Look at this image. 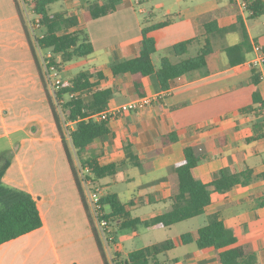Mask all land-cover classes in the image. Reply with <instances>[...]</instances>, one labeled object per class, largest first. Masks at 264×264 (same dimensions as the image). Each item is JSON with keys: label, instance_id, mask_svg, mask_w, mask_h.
<instances>
[{"label": "crops", "instance_id": "crops-1", "mask_svg": "<svg viewBox=\"0 0 264 264\" xmlns=\"http://www.w3.org/2000/svg\"><path fill=\"white\" fill-rule=\"evenodd\" d=\"M60 1H67L66 7L55 10L51 8L52 11L62 10L68 12L69 15H77L80 24L76 29H84L93 43L94 52L89 55V58L94 64L84 70L103 69L110 76L112 63L138 55L143 17L150 19L149 24L170 20L168 25L150 32V35L157 39L158 51L155 55H158V61L163 56L161 51H166L168 54L172 45L196 37L198 33L196 18L208 12L219 10V20L222 25L233 23L235 13L239 12L249 32L252 51L247 54L245 62L227 66V55L222 52L221 61L225 67L221 70L211 74L205 69L187 73L173 80L170 87L166 89L167 93L161 90L155 78L146 77V96L153 98L152 103L136 111L122 113L110 120L111 133L98 160L103 164L122 161L126 154L125 145L131 139L132 150L142 160V165L129 164L117 175L101 179L98 185L101 184L102 187L111 184L120 186V192H110L117 193L120 199L124 195L126 200L121 199V201L127 204L131 217L147 220L172 207L171 175L175 165L184 159V144H190L198 152L208 154L207 159L193 168L194 175L203 182H211L215 174L223 167H233L238 170L253 168L257 172L264 173V111H254L259 106L254 103L255 91H258L259 97L264 101V69L253 68L249 63L257 55L255 45H260L264 51V15L250 18L251 12L241 6V0H173L169 4L165 0H158L152 7L144 6L143 0H121L117 3V9L113 13L86 19L84 13L89 4L94 1L103 4L105 0ZM161 9L165 10V14L160 18L158 13ZM240 40L239 32H230L223 41L219 42V46L235 45ZM97 61H101V64L96 63ZM254 69L261 72V80L258 84L252 80ZM41 70L44 73L45 69L42 66ZM31 86L35 88L38 86L49 104L15 0H0V126L5 130L0 135H6L11 147L16 148L12 164L3 181L5 184L33 194L37 198L44 221L42 227L1 244L0 249L34 234L39 239L37 241L39 245L47 244L54 253L53 264H74V261H69L65 256L63 258L60 255L55 237L58 238L60 229L68 230L70 227L68 215L72 212V195L65 197L67 191L64 192V188H68L70 193L73 191L77 194L76 189L79 194L80 192L54 117L51 121L52 131L49 134L45 132L46 129L41 130L40 134H36L38 130L35 129L31 134L24 129V124L16 122L9 116L15 97L12 95V89H21L22 94L30 99L29 88ZM110 86H116L119 89L111 99L109 108L135 99V88L129 75L111 77L102 84V87ZM248 106H253L254 109L241 111ZM20 131L25 133L20 138L21 145L14 144L15 141L11 137ZM170 131H176L180 135V140L165 146L160 154L147 156L146 153L154 151L158 146V137ZM93 148L96 151L98 145L93 144ZM63 150L64 153H62ZM95 151L93 150L86 156L94 155ZM48 152L53 154L52 163L57 168V165L63 168V163L68 164L70 175L66 169H63L62 178H52L49 181L43 179V188L38 189L32 183L30 176L36 164L44 166L52 160L47 158ZM16 169L20 173L13 176L12 171ZM104 179L109 182L104 183ZM263 201V178H258L250 184H237L232 194L212 192L211 204L204 214L199 215L203 216L202 224L186 232L195 233L207 223L209 215L216 213L234 231L237 237L236 244L251 243L257 252L259 263L264 264ZM159 203L165 205V211L160 214L149 217L133 214L136 209ZM73 204L75 213L79 212L80 215L76 201ZM84 210L86 212L85 206ZM52 211L56 213L50 215ZM111 227L117 234L119 226L115 223ZM129 229L131 236H139L138 228ZM183 233L180 234L178 240H173L175 242L173 249L160 255L163 264H222L218 256L219 251L215 248H199L196 242L182 244L180 238ZM44 239L49 240L45 242ZM118 243L120 244L119 238ZM121 248L120 252L124 255L133 251L125 252L122 243ZM177 249L180 253L174 255L173 251ZM97 252H99L98 256L94 254L89 264H104L99 248ZM79 263L75 262V264Z\"/></svg>", "mask_w": 264, "mask_h": 264}, {"label": "trees", "instance_id": "trees-1", "mask_svg": "<svg viewBox=\"0 0 264 264\" xmlns=\"http://www.w3.org/2000/svg\"><path fill=\"white\" fill-rule=\"evenodd\" d=\"M57 1L60 0H36V10L43 15L42 22L44 25V37L39 38L38 42L42 49L52 50L53 57L51 61L58 66L62 73L65 70L66 63L75 58L89 56L94 52V46L84 29H76L80 24L77 15H69L68 12L62 10L52 11L51 5ZM120 1L105 0L103 4L94 1L89 4L84 16L86 19H91L111 14L117 9V3ZM246 1V10L251 12L250 18L264 15V0ZM15 3L24 24L33 56L37 62L40 78L45 87L68 162L104 264H113V262L115 264H163L160 255L175 247L173 239L169 238L133 250L126 255L117 252L113 261L109 259L106 253L102 238L85 198L81 171H86L85 178L98 185L101 179L117 175L119 172L124 171L129 164L141 166L142 160L133 152L132 141L129 139L125 145V159L120 162L101 163L98 156L102 154L104 144L111 133L110 120L112 117L99 121L91 118V115L109 109L111 99L119 89L116 86L102 87V84L111 77L117 78L129 75L135 88L134 98L137 99L147 95L146 77L155 78L161 90H166L173 80L187 73L205 69L207 73L211 74L221 70L225 67L221 61L222 52L227 55V66H235L245 62L247 54L252 51V45L242 15L236 12L234 22L228 25L220 23L219 10L198 16L195 21L198 26L196 37L172 45L168 50V54L160 57L159 64L154 60V55L158 51L157 39L151 36L150 32L168 25L170 20L166 19L149 24L150 19L143 17L142 37L138 44L139 53L136 57L112 63L110 67L111 76L103 69H96L82 70L68 80L63 78L60 89L56 91V98L66 99L62 105V111L68 120H76L74 128L70 130L71 144L75 156L68 146L64 121L60 116L58 105L53 102L46 85L34 40L27 31L16 0ZM230 32H239L241 35L240 42L230 46H219V42L223 41ZM252 80L255 84H258L261 80V72L257 69H254ZM73 93L75 96L69 97ZM254 103L259 104L254 111H264V101L259 97L258 91L254 92ZM252 109H254L253 106H248L241 111ZM179 140L180 135L176 131L164 133L158 137L156 149L146 154L149 157L160 154L165 146ZM93 144L98 145L97 153L93 148ZM93 150L95 151L94 155L86 156ZM183 152L184 159L175 165L171 175L170 200L172 207L151 219L142 220L139 217H131L127 204L121 201L117 193L106 192L101 197V209L105 210L107 205L110 207V211H105L103 214L109 220L110 226L116 223L119 230L137 229L139 225H144L150 229L169 228L179 222L204 214L212 202V192L232 194L237 184H250L258 178L264 179V173L257 172L253 168L238 170L233 167H223L215 174L211 182L206 183L194 175L193 168L207 159L208 154L198 152L190 144L183 145ZM11 153L13 151H6L0 156V245L32 232L44 224L37 198L30 192L8 186L3 181L12 164L13 154ZM113 234L116 241H118L116 231H113ZM180 241L182 244L196 242L199 248H215L219 251L218 256L222 264H260L253 245L251 243L237 245V237L234 231L216 213L209 215L207 223L195 233H183Z\"/></svg>", "mask_w": 264, "mask_h": 264}, {"label": "rangeland", "instance_id": "rangeland-1", "mask_svg": "<svg viewBox=\"0 0 264 264\" xmlns=\"http://www.w3.org/2000/svg\"><path fill=\"white\" fill-rule=\"evenodd\" d=\"M72 0H69L68 2H71ZM158 0L148 1L146 2L143 0L142 4L147 7H152L154 3ZM167 4L173 2V0H165ZM67 1H58L51 5V8L53 10L55 9H61V7H66ZM160 18L163 14H165V10L161 9L159 11ZM262 20H260L261 22ZM37 51V55L39 59L41 60V54ZM42 53H46L45 50L42 51ZM163 55L166 54V51H161ZM155 62L159 64L158 61V55H154ZM93 62V61H92ZM89 56L84 58H75L71 62L66 63V70L62 72V77L64 79L72 78L75 74L78 72L84 70V68L90 66L92 63ZM101 61H97L96 63L101 64ZM43 68L44 66L41 65ZM45 75V70H44ZM30 90V99L25 96V94H22L21 89H12V95L15 96L13 99V108L10 110L9 116L12 119H15L16 122H20L21 124H24V129L27 130L29 133L32 134V132L36 129L38 130V133L43 129H46V133L49 134L51 132V121L53 120V116L49 107V104L47 103L46 99L43 96V93L40 91L39 87L36 88L34 86H31L29 88ZM50 94L52 96L53 102L56 104V100L54 98L53 93L50 91ZM48 129V130H47ZM5 130L1 128L0 126V134H3ZM34 134V133H33ZM25 135L24 132H18L12 135L11 138H13V141H15L14 144L20 143L21 136ZM67 139V138H66ZM67 143L71 151L75 154L74 148L71 144V141L67 139ZM60 145V144H59ZM12 148L9 142V138L4 135H0V156L3 152L6 151H13L12 157H14L15 151ZM64 153V150L63 152ZM47 158L52 159L49 160L50 162L47 165H40L36 164L33 170V174L30 176L32 183L38 187L43 188V179L45 181H49L52 178H62L63 177V169H66V172L68 175H70L68 164L63 163V168H61L60 165H57L58 168L52 163L54 156L51 155L50 152H48ZM64 157V156H63ZM62 157V161L63 160ZM76 160L77 157H75ZM43 161V160H42ZM67 163V162H66ZM56 167V169L54 168ZM133 171V170H132ZM20 173V171L13 170L12 175L17 176ZM133 173V172H132ZM65 176V175H64ZM41 179V180H40ZM107 179H104L103 182L105 183ZM109 180L107 181V183ZM8 185V184H6ZM41 185V186H39ZM10 186V185H8ZM101 186V192L106 193L110 191H117L120 192V186L111 184L110 186ZM12 187V186H11ZM35 189L37 190V188ZM17 188V187H15ZM20 189V188H19ZM84 189L85 198L87 200V204L90 208V199L89 194ZM66 192L65 197H71V209L72 212L70 215H68L69 219V229H60L58 231V238L55 237L57 248L59 250L60 255L69 261L80 262L79 264H89L91 259L94 257V254L98 256L96 251H98L96 241L94 239V235L92 233L91 225L88 221V218L86 216V212L84 210V205L82 202V199L80 197V194L78 193V190L76 189V193L74 194L73 191L70 193V190L68 188H64V192ZM121 199L125 201L124 195L121 196ZM76 201V205L78 206V209L80 211L75 213V209H73L75 206L73 202ZM105 211L109 212L110 207L107 205L105 206ZM165 211V205L164 204H153V205H146L142 208L136 209L133 211L134 216H153L155 214H160ZM55 211H52L50 215L55 214ZM203 216H199L195 219H190L181 223H178L174 225L172 228L168 229H158V230H149L148 228L144 227L143 225L138 226L139 236L133 237L130 234V229L126 228L123 230H118V238L120 244L122 243L124 245V251L128 252L137 248H142L147 245H150L155 242H161L167 238H172L173 240H178L181 233L186 231H191L200 226L201 219ZM51 221V219H50ZM58 239V240H57ZM49 239H44L45 242H47ZM39 239L34 236V234L31 237H26L21 240L14 241L6 246H3L2 249H0V264H53L54 259V253L51 251L50 248H48L46 245H39L37 243ZM103 244L105 245V241L103 240ZM111 251H113V246L110 247ZM105 250L108 251V247L105 245ZM180 250L177 249L173 251L174 255H179Z\"/></svg>", "mask_w": 264, "mask_h": 264}, {"label": "built area", "instance_id": "built-area-1", "mask_svg": "<svg viewBox=\"0 0 264 264\" xmlns=\"http://www.w3.org/2000/svg\"><path fill=\"white\" fill-rule=\"evenodd\" d=\"M16 2L19 6L21 15L24 18L27 31L29 32L31 38L34 40L36 49L41 54L40 61L45 69L46 85L49 91L53 93L54 98L56 100V104L58 105L60 116L64 121V130H65L66 138L71 141L70 130L74 128L76 120H68L64 112L62 111V105L65 103L66 99L56 98V91L60 89L63 82L62 73L59 70L58 66L53 64L51 61L53 57L52 50L42 49L38 42L39 38L44 37V32H43L44 25L42 22L43 15L37 12L36 10V0H16ZM241 6L243 8H246L247 6L246 0H241ZM254 49L257 55L255 58L250 60L249 63L253 68L264 69V51L260 45H255ZM43 50H45L46 53L43 54L42 53ZM166 91L167 90H165V92ZM74 96H75L74 93L69 95V97H74ZM152 101H153L152 97L149 96L140 97L131 100L129 102L120 104L116 107L109 108L106 111L93 114L91 115V118H94L99 121L109 119L110 117L114 118L122 113L136 111L140 108H144L150 105ZM85 172L86 171L82 170L81 176L83 177V187L86 189V191L89 194L90 212L94 218L95 224L98 228V232L102 238V241L104 240L105 245L108 247L109 255L107 251L106 253L109 259L113 261V258L116 256V253L120 252L122 249L121 244H119L118 241H116L109 220L103 216L105 210L101 209L102 208L101 197L103 194L101 192V187L87 180L85 178ZM111 246H113V251H111L110 249ZM113 264H115V262H113Z\"/></svg>", "mask_w": 264, "mask_h": 264}]
</instances>
